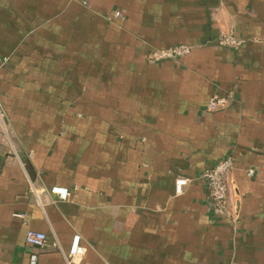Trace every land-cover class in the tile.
<instances>
[{
    "label": "crops",
    "instance_id": "0c3cea01",
    "mask_svg": "<svg viewBox=\"0 0 264 264\" xmlns=\"http://www.w3.org/2000/svg\"><path fill=\"white\" fill-rule=\"evenodd\" d=\"M0 110V264H264V0H0Z\"/></svg>",
    "mask_w": 264,
    "mask_h": 264
},
{
    "label": "built area",
    "instance_id": "2783aa9c",
    "mask_svg": "<svg viewBox=\"0 0 264 264\" xmlns=\"http://www.w3.org/2000/svg\"><path fill=\"white\" fill-rule=\"evenodd\" d=\"M114 18L119 17V13L113 14ZM243 42L237 40L232 34L221 36L216 44L220 47H228L232 49L238 48ZM191 51V47L188 45H179L173 48L164 50H153L147 55V60L150 62H160L164 60H178ZM230 97L228 96H213L207 105L209 112H215L222 110L228 106ZM4 114L0 110V122ZM233 168V159L229 156L219 161L215 166L206 170L202 176L201 181L206 192V199L214 209L221 213L229 215L232 209V194H233V182L231 179ZM252 171L247 172L248 175H252ZM176 192L181 194V188L187 185V180H176ZM34 192V191H33ZM48 193L55 197L57 201H68L71 194L70 191L62 187H51ZM35 196L37 193L34 192ZM25 243L31 247L40 249L45 245V236L37 232H27L25 236ZM82 255V248L80 246V237L74 236L71 241V245L64 255L65 263L72 264L74 260ZM35 257H31V264H34Z\"/></svg>",
    "mask_w": 264,
    "mask_h": 264
}]
</instances>
